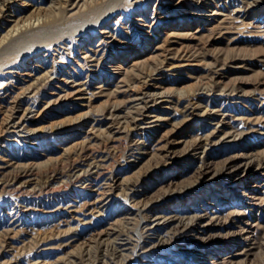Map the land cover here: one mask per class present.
<instances>
[{"label": "rangeland", "instance_id": "1", "mask_svg": "<svg viewBox=\"0 0 264 264\" xmlns=\"http://www.w3.org/2000/svg\"><path fill=\"white\" fill-rule=\"evenodd\" d=\"M0 264H264V0H11Z\"/></svg>", "mask_w": 264, "mask_h": 264}, {"label": "bare ground", "instance_id": "2", "mask_svg": "<svg viewBox=\"0 0 264 264\" xmlns=\"http://www.w3.org/2000/svg\"><path fill=\"white\" fill-rule=\"evenodd\" d=\"M72 1V0H71ZM10 2H11V0H0V14L2 13V11L5 9V7L6 8H8L9 7V4H10ZM8 15H14V12H12V11H10L9 13H8ZM21 26V25H20ZM17 30H19L20 31V29L18 28V27H16L15 29H12V30H9L8 32H7V34H9V33H13L14 34V31H17ZM15 49V48H14ZM9 51L10 52H8L7 51V57H5V59H4V62H3V66L2 67H4V65H5V63L6 62H9L10 60H12L13 58H15L16 56H18V55H16V53H15V55H13L14 53H12L14 50H12V48H9ZM7 64V63H6ZM8 67V66H7ZM154 92H151V93H146V92H143V95L144 96H147L148 95V97H152V94H153ZM144 96H141L140 98L141 99H143V97ZM160 97H162V95H160ZM154 104H157V102L155 101V103ZM145 108H148V107H146V106H153V104H145V105H143ZM27 110H29V109H27ZM26 110V111H27ZM25 111V110H24ZM22 112V114L20 115V118H22L24 115H25V112ZM152 113V111H147L145 114L146 115H150ZM16 121H12V116L10 115L9 117H8V119H7V121H6V124H7V127L8 128H14L15 129V127L16 126H18V124H16L15 123ZM11 130H13V129H11ZM15 131V130H14ZM20 131H25V126H23L22 128H20ZM239 134V133H238ZM262 155V154H261ZM263 156V155H262ZM260 161V160H259ZM260 163V162H259ZM231 171L233 172V174L232 175H234V176H236L237 174H238V169H231ZM203 214V213H202ZM202 214H198V215H195V216H193L191 219L190 218H188V219H186V218H184V217H176V216H174V215H170V216H164V215H159V218L161 219V218H164V220L166 219V222L167 223H170V222H172V221H174L175 223H182V225H183V227H182V229H179V231H178V234H180L181 232H183V231H185V232H187L188 231V229H189V227L187 226V224L191 221V220H198V222H197V225H198V227H199V229H203L204 227H203V225H204V223H202V219H200V217L201 216H203ZM197 227V228H198Z\"/></svg>", "mask_w": 264, "mask_h": 264}]
</instances>
